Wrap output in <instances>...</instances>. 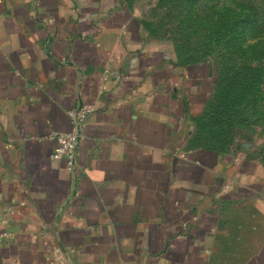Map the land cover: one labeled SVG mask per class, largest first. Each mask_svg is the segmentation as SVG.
Returning a JSON list of instances; mask_svg holds the SVG:
<instances>
[{
    "label": "crops",
    "instance_id": "crops-1",
    "mask_svg": "<svg viewBox=\"0 0 264 264\" xmlns=\"http://www.w3.org/2000/svg\"><path fill=\"white\" fill-rule=\"evenodd\" d=\"M218 78L141 0H0V264H264V135L198 132Z\"/></svg>",
    "mask_w": 264,
    "mask_h": 264
},
{
    "label": "rangeland",
    "instance_id": "rangeland-1",
    "mask_svg": "<svg viewBox=\"0 0 264 264\" xmlns=\"http://www.w3.org/2000/svg\"><path fill=\"white\" fill-rule=\"evenodd\" d=\"M154 31L182 54L211 59L219 80L197 119L205 142L217 131L264 135V0H141Z\"/></svg>",
    "mask_w": 264,
    "mask_h": 264
},
{
    "label": "built area",
    "instance_id": "built-area-1",
    "mask_svg": "<svg viewBox=\"0 0 264 264\" xmlns=\"http://www.w3.org/2000/svg\"><path fill=\"white\" fill-rule=\"evenodd\" d=\"M94 111V106L83 104L69 111L71 129L66 132H55L53 137L57 146L51 157L55 160H65L70 171L75 172L78 166L79 149L85 136L87 118Z\"/></svg>",
    "mask_w": 264,
    "mask_h": 264
},
{
    "label": "trees",
    "instance_id": "trees-1",
    "mask_svg": "<svg viewBox=\"0 0 264 264\" xmlns=\"http://www.w3.org/2000/svg\"><path fill=\"white\" fill-rule=\"evenodd\" d=\"M232 135L233 134H231V133H226V131H220V132L217 131V145H214L213 143H211L210 145L213 146L216 149L225 147L231 141Z\"/></svg>",
    "mask_w": 264,
    "mask_h": 264
}]
</instances>
